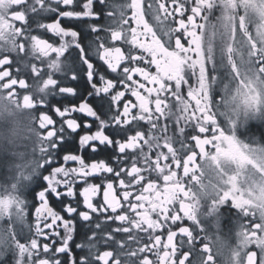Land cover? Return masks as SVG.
I'll list each match as a JSON object with an SVG mask.
<instances>
[{"label":"snow or ice","instance_id":"snow-or-ice-1","mask_svg":"<svg viewBox=\"0 0 264 264\" xmlns=\"http://www.w3.org/2000/svg\"><path fill=\"white\" fill-rule=\"evenodd\" d=\"M0 170V264H264V0H0Z\"/></svg>","mask_w":264,"mask_h":264},{"label":"rangeland","instance_id":"rangeland-1","mask_svg":"<svg viewBox=\"0 0 264 264\" xmlns=\"http://www.w3.org/2000/svg\"><path fill=\"white\" fill-rule=\"evenodd\" d=\"M7 176V173L3 170H0V183H3L5 181V177ZM2 223V222H0Z\"/></svg>","mask_w":264,"mask_h":264},{"label":"flooded vegetation","instance_id":"flooded-vegetation-1","mask_svg":"<svg viewBox=\"0 0 264 264\" xmlns=\"http://www.w3.org/2000/svg\"><path fill=\"white\" fill-rule=\"evenodd\" d=\"M76 243H80L81 239L80 238H74ZM76 251H79L78 249Z\"/></svg>","mask_w":264,"mask_h":264}]
</instances>
